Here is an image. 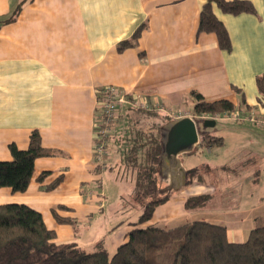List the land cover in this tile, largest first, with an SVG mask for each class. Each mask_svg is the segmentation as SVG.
<instances>
[{"label": "crops", "instance_id": "0c3cea01", "mask_svg": "<svg viewBox=\"0 0 264 264\" xmlns=\"http://www.w3.org/2000/svg\"><path fill=\"white\" fill-rule=\"evenodd\" d=\"M207 1L0 0V160L12 159V143L28 148L34 131L45 148L56 152L36 159L26 191L0 188V204H27L41 212L58 241H75L87 251L102 242L112 254L137 220L117 217L111 224L104 216L107 178L124 165L130 129L142 122L134 121L137 112L126 107L115 123L110 153L98 159L95 121L103 86L157 99L172 113L196 114L193 91L209 102L227 99L238 109L261 104L264 111L257 85V77L264 76V0H253L256 13L240 15L213 4L228 30L229 51L220 47L216 33L198 32ZM19 5L16 18L4 22ZM141 27L137 44L119 50V43ZM159 115L173 120L167 112ZM159 118H149L150 129ZM243 123L214 134L199 130L197 123V145L214 159L199 160L206 171L191 182L188 177L186 184L178 186L165 176L169 198L137 227L170 230L207 221L225 226L230 241L244 242L254 227L264 225V126ZM206 134L219 141L202 140ZM199 162L182 164L202 173ZM134 187L128 190L133 197ZM124 193L117 195L123 199ZM198 195L208 196L205 204L187 209V198ZM135 206L141 215L142 205ZM129 210L119 201L113 213Z\"/></svg>", "mask_w": 264, "mask_h": 264}, {"label": "trees", "instance_id": "16d2710c", "mask_svg": "<svg viewBox=\"0 0 264 264\" xmlns=\"http://www.w3.org/2000/svg\"><path fill=\"white\" fill-rule=\"evenodd\" d=\"M214 3L232 15L256 13V7L253 0H208L203 4L198 32L216 33L220 47L229 51L231 39L225 24L213 11ZM21 7L19 5L4 22L13 21ZM142 29H137L131 39L121 41L119 50L136 45ZM257 85L259 99L264 101L263 75L257 77ZM192 94L196 98L193 109L196 114L238 108L227 99L209 102L199 92L193 91ZM133 111L138 115L134 118L136 122H141V115H159V112ZM163 124L156 123L155 128L148 131L140 125L130 129V144L124 146L127 148L122 160L134 176V198L143 210L139 219L133 222L136 228L129 232L128 240L114 253L111 254L102 242L92 251L81 248L75 241L60 242L55 230L45 224L41 212L24 203H5L0 204V264H264V225L254 227L244 242L230 241L225 226L207 221H193L170 230L152 225L137 227L149 221L156 207L169 198L159 185ZM202 140L209 143L219 141L210 134L204 135ZM9 147L12 159L0 160V188L10 187L14 192H24L33 176L36 159L56 152L42 145L37 131L31 134L28 148L21 149L14 143ZM198 172V168L188 170L189 182ZM207 199V195L188 197L186 207L196 209Z\"/></svg>", "mask_w": 264, "mask_h": 264}, {"label": "built area", "instance_id": "2783aa9c", "mask_svg": "<svg viewBox=\"0 0 264 264\" xmlns=\"http://www.w3.org/2000/svg\"><path fill=\"white\" fill-rule=\"evenodd\" d=\"M97 109L99 116L95 121V150L97 158L103 160L111 151L113 143L114 127L128 107L132 110H144L149 112H167L173 119L183 116H191L195 121L198 118L214 120H235L239 122L250 121L264 126V111L261 104L250 106L246 109H235L225 112H203L201 114H187L183 112H168L161 101L149 100L141 95H135L128 91H122L117 85L107 84L98 91Z\"/></svg>", "mask_w": 264, "mask_h": 264}, {"label": "rangeland", "instance_id": "374dc122", "mask_svg": "<svg viewBox=\"0 0 264 264\" xmlns=\"http://www.w3.org/2000/svg\"><path fill=\"white\" fill-rule=\"evenodd\" d=\"M149 117H152V116L146 117L145 115H141L142 129L145 130V131H148L150 129V126H151V124L148 122ZM159 117H160L159 120H158V124L159 125L162 122H164L163 125H165L166 123L169 122V118L168 117H167V120L164 119L165 116H159ZM196 120H197V123H198V126H199V130L210 132V133H213V134L216 133V132H220V130L222 128L229 127V124H234L235 126L236 125H240V124H244L243 122H239V121H235V120H229V121L217 120L215 126L205 127L204 126L205 119L198 118ZM222 131H223V129H222ZM227 135H228L227 136L228 145H230V134L227 133ZM255 143H257V140L255 141ZM213 146H214V149L217 147L216 144L213 145ZM217 148H219V147H217ZM226 149H227V153H229V147L228 146L226 147ZM206 151L207 150L205 148H203L201 145H196L191 151L182 153L181 154V160L187 166L196 165V164H192V163H198L199 160H200L201 163H207L205 161L213 160L214 158L211 157V156H208L206 154H203ZM200 166H203V170L201 171L202 173H198V176H200V175L202 176L204 174V171H206V169H207V166L204 167V165H202V164ZM107 172L109 173V170ZM211 173L214 174V170H212ZM111 174H113V175H110V176H113L114 178L113 177H112L113 179L107 178L106 187L108 189V194H107V207H108V210H107V213L104 216L108 218L107 220H109V223H111V224L113 222H115L117 217H130L131 219L138 220L139 217H140V214L137 215V213H135L136 210H137V207L135 206V204L138 205L139 203L131 195V193H128L129 188L131 186L134 187V185H135L134 176H133L132 172L127 170L123 164L121 166L119 164L118 165V169H116V171H114ZM226 174H229L228 170H226ZM167 178L168 177H165V173H164L163 168L161 166V173L159 174V185H160V188H162V191L164 192V195L168 194V192H169V183H168ZM119 191L125 192L124 193L125 195H124L123 199L118 197L117 194L119 193ZM119 201H121V202L123 201L124 205L126 207L130 208V210H129V211H131L130 214H126V215L118 214V215H115V213H113V210L115 208V204L119 203ZM94 229L96 230V228H94Z\"/></svg>", "mask_w": 264, "mask_h": 264}, {"label": "water", "instance_id": "95a60500", "mask_svg": "<svg viewBox=\"0 0 264 264\" xmlns=\"http://www.w3.org/2000/svg\"><path fill=\"white\" fill-rule=\"evenodd\" d=\"M216 125V120L206 119L205 127ZM162 161L161 166L165 176H171V179L179 186L188 181V171L183 166L180 155L191 151L199 142L200 135L197 122L191 116H183L170 120L162 127Z\"/></svg>", "mask_w": 264, "mask_h": 264}, {"label": "bare ground", "instance_id": "6f19581e", "mask_svg": "<svg viewBox=\"0 0 264 264\" xmlns=\"http://www.w3.org/2000/svg\"><path fill=\"white\" fill-rule=\"evenodd\" d=\"M142 111V110H141Z\"/></svg>", "mask_w": 264, "mask_h": 264}]
</instances>
